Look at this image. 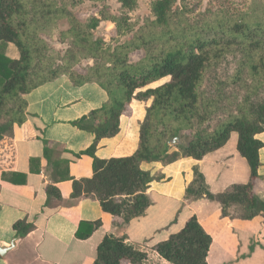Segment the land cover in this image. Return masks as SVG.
I'll return each mask as SVG.
<instances>
[{"label": "trees", "instance_id": "16d2710c", "mask_svg": "<svg viewBox=\"0 0 264 264\" xmlns=\"http://www.w3.org/2000/svg\"><path fill=\"white\" fill-rule=\"evenodd\" d=\"M44 1L0 0V142L12 137L15 124L25 123L23 95L65 74L75 85L96 83L108 97L100 108L72 122L95 135L93 143L81 152L92 157L91 177L77 180L67 171L63 176L72 180V198L94 196L101 209L115 219L114 226L122 227L144 215L152 203L147 194L149 184L160 178L142 169V162L166 164L181 157L200 160L236 132L237 150L250 168L249 181L212 193L195 166L184 197L215 200L223 216L233 205L245 220L264 214V201L255 193V181L260 179L259 150L264 146L257 138L264 132V99L253 98L255 89L238 99L234 95L232 103L222 94L206 97L200 90L212 50L220 46L247 48V61L242 63L249 76L254 78L262 72L263 57L252 60L249 54L264 44L263 16L254 17L252 12L251 17L242 13L236 18L217 14L212 21L197 24L188 22L185 16L175 18L183 13L178 11L177 0H151L150 19L135 29L130 13L138 0H117L118 13L110 12L106 0H101L97 12L85 21L73 11L83 0ZM252 17L256 19H247ZM63 20L67 25L61 28ZM104 22L114 25L115 36L96 34ZM55 33L64 48L49 44ZM8 43L17 48L18 58L4 55ZM137 52L140 56L133 58ZM84 60L92 64L83 65ZM133 99L150 100L140 124L137 149L122 157H97L98 141L119 131V118ZM177 136L180 142L171 143ZM44 154H48L47 147ZM46 194L59 197L52 186L46 188ZM99 225V220L81 222L76 235L86 239ZM32 228L33 224L25 220L13 225L17 237ZM211 241L192 215L179 231L153 249L172 264H207ZM145 258L146 253L127 242L125 235L107 234L98 244L92 264H142Z\"/></svg>", "mask_w": 264, "mask_h": 264}, {"label": "crops", "instance_id": "0c3cea01", "mask_svg": "<svg viewBox=\"0 0 264 264\" xmlns=\"http://www.w3.org/2000/svg\"><path fill=\"white\" fill-rule=\"evenodd\" d=\"M4 55L15 59L19 53L8 43ZM86 64L92 61L83 65ZM23 98L25 123L15 124L12 137L0 142V245L9 246L17 238L13 247L0 255V264H92L97 246L107 234L125 235L127 242L144 251L142 264H172L160 257L153 246L179 231L192 215L212 238L207 264H264V214L245 220L233 205L229 214L223 216L221 205L215 200L184 197L195 166L212 193L249 181L250 168L237 150L236 132L200 160L181 157L166 164L142 162V169L160 177L151 181L147 190L152 203L144 215L115 227V219L101 209L94 196L72 198V180L63 178L66 171L77 180L91 177L92 157L81 152L93 143L95 135L72 122L100 108L108 99L106 92L94 82L75 85L61 74ZM137 102L141 103L142 113L134 118ZM149 104L150 100H131L119 118L118 133L112 138H101L95 155L110 158L134 153ZM132 119L136 130L134 144H121L124 137L129 139L125 127ZM257 138L264 144V132ZM108 139L111 144H107ZM44 147L48 148L47 155ZM259 162L260 179L255 181V193L264 201V146L259 150ZM49 186L55 188L59 197L47 196ZM19 220L33 224L32 230L22 237H17L13 229ZM96 220L100 221L99 227L86 239L77 237L81 222Z\"/></svg>", "mask_w": 264, "mask_h": 264}, {"label": "rangeland", "instance_id": "374dc122", "mask_svg": "<svg viewBox=\"0 0 264 264\" xmlns=\"http://www.w3.org/2000/svg\"><path fill=\"white\" fill-rule=\"evenodd\" d=\"M31 1L32 0H30V2ZM43 1L44 0H42V2ZM150 1L151 0H138L137 7L130 13L131 20L135 23V29L143 25L145 20L150 19ZM102 3L101 0H83L82 3L74 7L73 11L79 20L85 21L90 15L97 12V7L101 6ZM106 4L110 12L118 13L119 4L117 0H106ZM176 4L178 11L183 13H178L175 18L185 16L188 22H197V24H200L203 20L212 21L217 14L228 15L229 18H236L242 13H247L248 16L251 17L250 12H252L255 14L254 17L263 16L264 18V0H177ZM31 6L32 5H29V7ZM254 17L247 19H256ZM66 25L64 20L60 22L61 28L66 27ZM113 28L114 25L111 22H104L100 25L96 34L101 33L104 34V36H115ZM106 40H109V37H106ZM49 44L57 48L65 47L59 43V36L56 33L51 40H49ZM247 52L249 53L248 49L240 45H232L229 47L220 46L213 49V58L205 71L204 80L200 87L203 95L212 97L217 96V94H222L225 98L228 97L231 99L230 101L232 103L234 95H236V99H238L240 96L243 97L246 92L255 89L253 98L255 100H263L264 68L256 77H250L245 65V61H247ZM140 54L141 53L138 52L134 53L133 58L139 57ZM249 55L252 60H258L260 57L264 59V44L260 50L251 51ZM86 62H91V60H84L83 64ZM155 84H159V82ZM240 84H243L242 88H239ZM225 101L226 99L224 102ZM140 104V102L135 103L137 108L134 112V118H138L142 113ZM124 127L125 125L122 126V130ZM125 128H128L129 139L127 136L124 137L121 144H134L136 134L135 121L133 119L130 120ZM112 137L113 136L109 138ZM111 143V139H108L107 144Z\"/></svg>", "mask_w": 264, "mask_h": 264}, {"label": "water", "instance_id": "95a60500", "mask_svg": "<svg viewBox=\"0 0 264 264\" xmlns=\"http://www.w3.org/2000/svg\"><path fill=\"white\" fill-rule=\"evenodd\" d=\"M177 142H180V136H177L173 140H171V143H177ZM16 239L17 238L13 239L10 242L9 246H1L0 245V255H4L8 250H10L13 247V245L15 244Z\"/></svg>", "mask_w": 264, "mask_h": 264}]
</instances>
